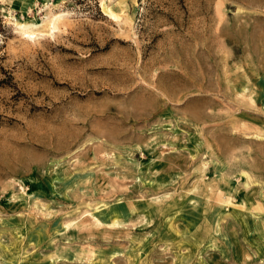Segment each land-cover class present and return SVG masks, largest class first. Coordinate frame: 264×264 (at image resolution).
<instances>
[{
    "label": "rangeland",
    "instance_id": "1",
    "mask_svg": "<svg viewBox=\"0 0 264 264\" xmlns=\"http://www.w3.org/2000/svg\"><path fill=\"white\" fill-rule=\"evenodd\" d=\"M0 264H264V0H0Z\"/></svg>",
    "mask_w": 264,
    "mask_h": 264
},
{
    "label": "bare ground",
    "instance_id": "2",
    "mask_svg": "<svg viewBox=\"0 0 264 264\" xmlns=\"http://www.w3.org/2000/svg\"><path fill=\"white\" fill-rule=\"evenodd\" d=\"M107 14L110 15L111 17H113V18H116L115 15H114V13H113L111 10H109V9L107 10ZM110 16H109V17H110ZM58 18H59V17L54 18V19L52 20V23H51V24H52V28H53V29H55V27H56V22H57Z\"/></svg>",
    "mask_w": 264,
    "mask_h": 264
}]
</instances>
